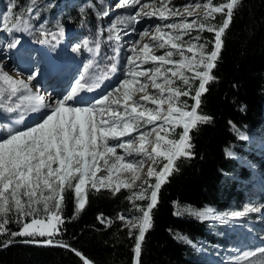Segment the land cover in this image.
I'll return each mask as SVG.
<instances>
[{
    "label": "snow or ice",
    "instance_id": "snow-or-ice-1",
    "mask_svg": "<svg viewBox=\"0 0 264 264\" xmlns=\"http://www.w3.org/2000/svg\"><path fill=\"white\" fill-rule=\"evenodd\" d=\"M35 2L30 0L23 6L18 0H8L6 10L0 13V32L9 35L31 32L34 28L31 20L38 15ZM242 2L224 0L215 4L213 0H189L182 6H174L171 0H119L114 8L135 11L117 15L111 21L108 41H121V33L129 35V29L135 32L130 26L144 18L172 22L157 24L154 31L144 29L137 33L138 39L127 48L130 54L124 61L122 78L90 99L81 93L100 90L118 72L122 45L114 47V54L106 57L111 62L105 66L106 71H96L99 62L89 60L63 93H42L39 82L33 84L36 74L16 79L0 67V235L9 234L10 223H19L22 227L11 232L12 237H30L24 243L67 248L82 264H94L81 251L56 240L65 223L62 215L65 193L73 192L79 212L85 208L91 190L99 193L106 189L115 195L127 189L131 193L128 200H148L146 208L137 207L139 216H117L128 227L130 237L138 233L134 264H141L142 244L153 226L152 211L161 186L179 171L177 162L181 158H194L190 133L212 121L211 116L198 109L208 91L207 85L217 79L213 70L224 45L223 37ZM80 11L84 13L85 8ZM109 14L106 9L96 13L98 19ZM216 14L223 16L219 24L212 22ZM63 31L61 27V35ZM205 31L214 34L212 41L199 34ZM194 32L198 34L193 35ZM40 34L47 35L43 31ZM20 43L14 38L6 49H14ZM89 43L84 40L83 47L99 54V39L94 48ZM80 47L77 45L73 51H79ZM156 48L163 49V53L155 54ZM197 80L198 86L194 87ZM182 97L194 103L189 105ZM31 114H39V119L27 124L25 121ZM178 128L182 131L177 136ZM236 131L241 140L248 139L239 129ZM146 166L147 179L137 185ZM262 209L264 204L224 214H216L211 208L187 211L202 220L226 223ZM97 219L106 227L112 225V220L103 215ZM178 238L186 240L183 236ZM8 243L11 241L3 246ZM232 264H264V243L239 251Z\"/></svg>",
    "mask_w": 264,
    "mask_h": 264
},
{
    "label": "trees",
    "instance_id": "trees-1",
    "mask_svg": "<svg viewBox=\"0 0 264 264\" xmlns=\"http://www.w3.org/2000/svg\"><path fill=\"white\" fill-rule=\"evenodd\" d=\"M74 1L85 8L84 13L75 6L65 9L66 4ZM18 2L27 6L30 0ZM41 8L46 9L40 10L31 23L41 26L44 22L43 27L52 31L67 26L90 29L94 41H100L95 59L99 71L107 70L103 64L113 53L106 41L107 17L97 18L96 13L103 8L96 0H41ZM222 20V14H216L212 22L219 24ZM213 37L208 32L211 41ZM223 40L213 70L217 79L207 85L208 91L198 109L211 116L212 121L190 133L194 158H181L177 162L179 171L161 186L152 211L153 226L142 244L141 264H232L215 258L229 244L238 246L233 241L234 232L212 219H199L187 210H230L239 204L244 186L256 179L249 165L264 177V151L251 144L264 129V0H243ZM186 100L189 105L194 103L188 97ZM236 129L248 139L241 140ZM130 194L127 189L115 195L106 189L99 193L91 190L85 208L77 212L73 192H66L62 211L65 223L56 240L81 251L94 264H134L138 233L130 237L128 227L117 216L135 217L137 207L146 208L148 200L130 201ZM177 211L182 214L175 215ZM101 215L112 220L111 227L99 222L97 217ZM21 227L19 223H10L9 234L0 235V264H82L67 248L24 243L31 238L10 235ZM180 236L186 240L179 239ZM8 241L11 243L4 247Z\"/></svg>",
    "mask_w": 264,
    "mask_h": 264
},
{
    "label": "rangeland",
    "instance_id": "rangeland-1",
    "mask_svg": "<svg viewBox=\"0 0 264 264\" xmlns=\"http://www.w3.org/2000/svg\"><path fill=\"white\" fill-rule=\"evenodd\" d=\"M96 2L103 8V10L106 9L110 13L107 17L106 25V32L108 33V35L109 32L107 31V29L109 28L111 21L117 15H130L132 12L135 11V9L124 10L114 8L113 6L118 4L119 0H96ZM171 2L174 6H182L188 3L189 0H171ZM193 2H195V0H193ZM213 2L215 4H219L224 2V0H213ZM7 3L8 0H0V13H3L6 10ZM35 3L37 4L35 5V7L38 9V12L40 10L44 11L46 9L41 8V0H36ZM73 6H75L79 10L81 9V4L78 3V1L69 2L68 4H66L65 9L72 8ZM176 19L178 20L180 18ZM54 22L55 21H53V23ZM168 22L172 21L169 20L161 22L156 18H144L139 24L130 26V28H135V32H131V30L129 29V35H123V33H121V41L115 42L108 41V39H106L107 44H109V47L112 48V50L114 47H117L119 45H122V47H120V64L118 66L119 70L113 76L112 79L107 80L105 82L104 88L100 92L107 91L109 88L116 85L118 81L122 78L124 61L126 57L130 54L128 53L127 48L129 47L131 41L138 39L137 33L143 31L144 29L154 31L155 25ZM43 23L44 22H41V25H43ZM32 24L34 25V28L31 32H16L14 33L15 35H9L7 33L0 32V67H3L4 70L7 69L9 75L13 76V78L16 79L26 78L29 74H36V80H33V84H36L38 81L42 93H63L65 90H68L70 88V86L74 83L75 79H77L79 75L83 72L84 64H86L89 60H92L96 56L94 52L90 53L83 47L84 40H88L90 42L89 47H95L96 41H94V35L90 29L84 27H64L63 34L61 35L60 31L55 33L49 28H41V26L35 23ZM41 31L45 32L47 35L42 36L40 34ZM196 34L198 33H193V35ZM199 34L204 40L211 41L208 38L207 31ZM39 36L42 37L40 38V41L43 40L48 43V47L46 45V48L49 53L51 49L59 51L61 60L65 64L61 72H50L48 65L45 63L46 61L44 60V56L42 55V57H39L38 52L40 47L38 48V46H42V43L40 41H35V39H37ZM14 38L19 39L21 43L14 49H6V44L11 42ZM185 39L188 38L186 37ZM147 40L148 37L145 38V42H147ZM62 44L64 45V47ZM77 45L81 46L79 51H73V49L76 48ZM210 48L211 45L209 44V49ZM154 51L155 54L160 55L163 53L164 50L156 48ZM18 54H24L27 56V58L23 60ZM50 54L53 55L54 53ZM145 67H151V65H146ZM96 71H98V69ZM49 73H51V75ZM63 73H66L64 75L66 77L69 74L73 75L70 76V78L72 79L69 82L65 81L63 83V87H60L59 76ZM46 82H50V85L46 86ZM177 83L179 84V82ZM99 93L94 96H97ZM90 98L92 97H86V99ZM138 98L139 97H137V99ZM182 100H186V97L182 98ZM33 116L34 117L30 119V122L28 124H32L35 120L39 119V114H33ZM181 131L182 129L180 128L176 129L177 136ZM251 144L252 147L257 149L262 148L264 151V129L261 130V133L259 134V136H257L256 139L251 141ZM119 151L120 150H118V152ZM249 167L251 172L255 175L256 179L250 184L244 186L239 204L230 210H225L224 212H219L216 210V214L232 213L234 211H244L246 207L264 204V177L260 173L257 174L254 172V166L252 167V165H249ZM146 172L147 166L141 174V179L139 181H136L137 185L143 184V182L147 179ZM124 175L126 177L128 176V174ZM152 182H155L154 179ZM137 213L138 215L136 216H139L140 213L138 211ZM212 221L217 222L220 225H223L224 227L233 231V241L237 242L238 244V246H232L231 244H229L228 247H225L222 251V255L219 254L215 258L218 262L232 263L233 257L237 255L239 251L245 250L251 247V245L255 247L258 244L264 243V240H261V238L264 237V209H262L261 212L249 213L244 217L228 220L226 223L221 222L219 220Z\"/></svg>",
    "mask_w": 264,
    "mask_h": 264
},
{
    "label": "bare ground",
    "instance_id": "bare-ground-1",
    "mask_svg": "<svg viewBox=\"0 0 264 264\" xmlns=\"http://www.w3.org/2000/svg\"><path fill=\"white\" fill-rule=\"evenodd\" d=\"M14 34V33H13ZM15 35V34H14ZM46 45H48V43L47 42H44V43H42V46H38V48H39V52H38V54H39V56L40 57H42V55L44 56V60L46 61L45 63L48 65V68H49V71L50 72H52V71H58V72H61L62 70H63V68H64V62L61 60V58L60 57H56L54 54L53 55H51L50 53H49V51L47 50V48H46ZM63 45V44H62ZM61 45V46H62ZM38 51V50H37ZM20 61V60H19ZM13 66V65H12ZM11 66V67H12ZM4 71H6V72H8L7 71V69L6 70H4ZM50 75H51V73H49ZM62 75V74H61ZM60 75V76H61ZM49 76V75H48ZM70 76L71 75H69V78H70ZM112 78H113V76H112ZM111 78V79H112ZM45 84V83H44ZM104 88V86L100 89V90H97V91H95V92H92V93H81V96H83V97H87V96H90V97H93L94 95H96L97 93H99L102 89ZM32 117H34L33 116V114H31L27 119H26V123L28 124L29 122H30V119L32 118Z\"/></svg>",
    "mask_w": 264,
    "mask_h": 264
}]
</instances>
